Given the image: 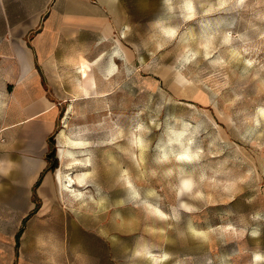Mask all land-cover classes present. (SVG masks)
<instances>
[{
    "label": "rangeland",
    "instance_id": "rangeland-1",
    "mask_svg": "<svg viewBox=\"0 0 264 264\" xmlns=\"http://www.w3.org/2000/svg\"><path fill=\"white\" fill-rule=\"evenodd\" d=\"M219 1H142L108 107L62 105L51 177L62 133L90 188L73 205L52 180L45 264H264V0Z\"/></svg>",
    "mask_w": 264,
    "mask_h": 264
},
{
    "label": "crops",
    "instance_id": "crops-1",
    "mask_svg": "<svg viewBox=\"0 0 264 264\" xmlns=\"http://www.w3.org/2000/svg\"><path fill=\"white\" fill-rule=\"evenodd\" d=\"M0 1V264H45L41 241L57 238L56 220L48 230L45 216L55 203L43 199L48 189L57 197L47 154L62 105L97 95L108 107L120 79L119 33L136 25V7L149 8V0ZM82 62L93 86L83 82Z\"/></svg>",
    "mask_w": 264,
    "mask_h": 264
},
{
    "label": "bare ground",
    "instance_id": "bare-ground-1",
    "mask_svg": "<svg viewBox=\"0 0 264 264\" xmlns=\"http://www.w3.org/2000/svg\"><path fill=\"white\" fill-rule=\"evenodd\" d=\"M242 1L238 0V2ZM226 2L227 0H220L218 7H221ZM191 11V9H188V17L191 15ZM261 114L264 116L263 111H261ZM59 139L60 145L63 147V163L62 170L53 180L54 185L56 187L59 186L60 191L73 199V205L83 204L81 189L90 188L87 179L90 173L85 169V167L89 166V158L87 151L84 150L88 142L71 140L62 133ZM191 231L197 232L193 228H191Z\"/></svg>",
    "mask_w": 264,
    "mask_h": 264
},
{
    "label": "trees",
    "instance_id": "trees-1",
    "mask_svg": "<svg viewBox=\"0 0 264 264\" xmlns=\"http://www.w3.org/2000/svg\"><path fill=\"white\" fill-rule=\"evenodd\" d=\"M56 160L57 159L55 158V151H54V140L53 138H50L49 139V152L47 154V161L49 163L48 171H53L56 169V165H57ZM38 185H39V181L35 184L34 190H33V197L35 200H36V197L34 194H35V189L36 187H38Z\"/></svg>",
    "mask_w": 264,
    "mask_h": 264
}]
</instances>
